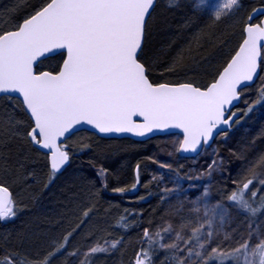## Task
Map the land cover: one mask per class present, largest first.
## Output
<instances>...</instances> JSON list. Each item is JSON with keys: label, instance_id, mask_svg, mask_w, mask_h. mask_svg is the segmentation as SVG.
<instances>
[{"label": "snow or ice", "instance_id": "6c2138e0", "mask_svg": "<svg viewBox=\"0 0 264 264\" xmlns=\"http://www.w3.org/2000/svg\"><path fill=\"white\" fill-rule=\"evenodd\" d=\"M155 3L156 0H40L22 22L11 29L0 28V98L15 101L13 109L19 107L27 117L15 121V131L31 146L44 150L53 178L70 161L69 146L64 141L84 125L99 134L128 133L136 137L157 132L174 135L170 130H179L182 139L176 142V151L198 154L200 147L209 145L217 135L226 136L231 125L238 121L233 108L247 84L264 71V0L243 18L238 46L212 81L203 86L192 80L156 83L150 78L142 54ZM242 6L241 0H221L215 6L214 19L230 18ZM55 56H61L62 63L41 70L40 65ZM262 101L264 87L260 99L254 103ZM245 103L244 115H247L254 104ZM152 162L160 168L172 167L156 160ZM222 164V158L212 160L208 173ZM257 166H264V157ZM136 172L131 189L118 187L113 192L134 191L139 184V165ZM106 175L103 167L97 172L101 186H105L102 178ZM255 180L253 171L252 178L246 179L228 197L252 215L259 209L251 206L245 193ZM258 183L264 187V179ZM257 195V191L251 192L253 198ZM216 207L221 209L219 216L223 224L230 213L222 205ZM16 215L13 192L0 182V221ZM88 215L85 211L84 217ZM215 215L213 210L212 218L191 227L187 238L182 230L189 225H181L180 231L171 224L162 231L145 228L143 239L149 247L136 252L133 264H153L157 249L181 253L171 258L174 264H264V237L253 245L250 238L254 234L249 232V239L235 241L237 246L231 247L225 245L229 238L226 233L225 241L216 242L219 229L213 228ZM116 226L126 229V217H121ZM206 226L208 231L203 232ZM79 227L64 235L63 242H54L55 250L42 264H49L50 257L65 250ZM173 232V242H162L164 234ZM119 243L113 240L107 246H91L81 264H88V258L95 254L110 252ZM181 243L184 248L180 247ZM0 264H14V259L10 256Z\"/></svg>", "mask_w": 264, "mask_h": 264}, {"label": "trees", "instance_id": "16d2710c", "mask_svg": "<svg viewBox=\"0 0 264 264\" xmlns=\"http://www.w3.org/2000/svg\"><path fill=\"white\" fill-rule=\"evenodd\" d=\"M260 2L243 0L237 14L216 21L185 5L164 7L157 0L142 54L150 78L156 83H210L238 46L243 18ZM39 3L40 0H0V28L11 29ZM61 62L62 57L55 56L40 68L50 70ZM13 103L0 98V182L13 192L17 211L13 219L0 221V262L11 256L14 264H42L55 250L54 242H63L64 235L81 225L66 249L50 257L49 264H81L71 262L72 257L65 252L86 248V242L93 238H112L120 243L113 254H95L88 258V264H133L136 252L149 247L143 230L151 231L163 214L162 192L148 175L155 137L136 141L76 132L72 135L76 144L71 142L72 136L65 142L70 162L53 178L47 156L16 133L15 121L27 117L19 107L14 110ZM240 107L241 101L237 110ZM263 133L264 129L257 136ZM262 140L260 144L264 145ZM255 154L250 152V158L259 160L261 148ZM137 165V188L123 194L113 192L118 187L131 189ZM101 167L107 170L102 178L105 186L97 181ZM85 211L88 217H84ZM121 217H126V229L116 226ZM173 256H177L173 250L157 249L153 264H174Z\"/></svg>", "mask_w": 264, "mask_h": 264}, {"label": "rangeland", "instance_id": "374dc122", "mask_svg": "<svg viewBox=\"0 0 264 264\" xmlns=\"http://www.w3.org/2000/svg\"><path fill=\"white\" fill-rule=\"evenodd\" d=\"M158 2L164 7L185 5L193 11L214 18L215 6L221 0H203L202 4L200 0H175V3H170V0H158ZM223 61L225 62V60ZM261 77H264V71L260 72L252 85L244 88L241 107L237 111L240 117L234 123L233 128L228 131L226 136L218 135L210 146L202 148L197 155L182 157L178 154L176 151L178 143L176 142L180 140V136L177 134L155 137L149 157L148 175L162 192L163 214L151 232L162 231L169 224L177 231L181 230V225H189L182 230V235L187 238L191 234V227L198 226L199 223L212 218L213 210H215L213 228L219 229L216 242L225 241L226 233L229 238L225 241V245L231 247L237 246L235 241L249 239V232L254 234L250 238L253 245L261 237H264V207H261L264 187L258 183L259 179H264V166H257L259 160H253L249 156L250 152L254 151L255 154V151L261 148L262 157H264V145L260 144L263 142L264 133L257 136V132L264 129V101L254 103L260 99V90L264 87V80ZM246 101L254 104V106L247 115H244L247 112ZM75 140L72 136L71 142L73 144H76ZM220 158L223 159L222 167L218 166L209 174L208 164L212 160H219ZM153 160L170 164L172 167L171 169L160 168L158 163L152 162ZM253 171L256 172V180L245 193V199L252 207L259 209L255 215L240 209L239 205L228 200L229 195L236 191L238 186L242 187V183L246 179L252 178ZM201 173L204 175L201 176ZM178 188L183 190L177 191ZM205 189H207V195H204ZM252 191L258 192L257 197L251 196ZM217 205H222L230 213L223 224L219 216L221 209L217 208ZM206 212L207 216L205 215ZM207 231L206 226L203 232ZM174 239L175 232L168 233L164 234V241L162 242L171 243ZM113 240L112 238H102L89 243L86 248L78 251L69 250L65 254L72 257L71 262H80L86 259L84 254L91 246L97 244L107 246ZM180 247L184 248L185 246L181 243ZM117 248L101 254H113ZM73 252L76 255H70ZM176 253L177 256L181 255L179 252ZM183 255L186 256V252ZM240 259L242 260V257Z\"/></svg>", "mask_w": 264, "mask_h": 264}, {"label": "water", "instance_id": "95a60500", "mask_svg": "<svg viewBox=\"0 0 264 264\" xmlns=\"http://www.w3.org/2000/svg\"><path fill=\"white\" fill-rule=\"evenodd\" d=\"M156 4V3H155ZM155 6V5H154ZM259 7V6H258ZM22 22V21H21ZM62 63V62H61ZM260 74V73H259ZM256 79H257V77L256 78H254V80L252 81V82H249L248 84H247V86L246 87H248V86H250V85H252L255 81H256ZM240 102V101H239ZM239 102H237L236 103V105H235V107L239 104ZM235 107L233 108V111H234V109H235ZM233 125V124H232ZM232 125H231V127H230V129L232 128ZM229 129V130H230ZM78 131H89V132H92V133H94L95 135H97L98 137H101V138H130V139H133V140H136V141H145V140H148V139H150V138H153V137H156V136H162V135H165V134H167V133H159V132H157V133H155V134H149L148 136H145V137H136V136H133V135H131V134H128V133H124V134H99V133H97L94 129H92L91 128V126H87V125H84V126H81V127H79V130ZM77 131V132H78ZM171 132H173V133H175V134H178V135H180V137H181V139H182V134L181 133H179V130H170ZM72 136V135H71ZM218 136V135H217ZM217 136H215V138L217 137ZM215 138L210 142V144L209 145H206V146H202V147H200V150L203 148V147H208V146H210L213 142H214V140H215ZM66 141V140H65ZM64 141V142H65ZM36 149H38V148H36ZM40 152H42V153H44V150H41V149H38ZM200 150H199V152H200ZM178 154L180 155V156H182V157H193V156H195L197 153H179L178 152ZM47 161H48V159H47ZM70 162V161H69ZM69 164V163H68ZM68 164L65 166V168L68 166ZM64 168V169H65ZM63 169V170H64ZM62 170V171H63ZM61 171V172H62ZM60 172V173H61Z\"/></svg>", "mask_w": 264, "mask_h": 264}, {"label": "bare ground", "instance_id": "6f19581e", "mask_svg": "<svg viewBox=\"0 0 264 264\" xmlns=\"http://www.w3.org/2000/svg\"><path fill=\"white\" fill-rule=\"evenodd\" d=\"M151 230H153V229H151ZM94 241H96V239H90V240H88L87 242H86V245H88L89 243H93ZM119 245V244H118Z\"/></svg>", "mask_w": 264, "mask_h": 264}, {"label": "flooded vegetation", "instance_id": "af4514ba", "mask_svg": "<svg viewBox=\"0 0 264 264\" xmlns=\"http://www.w3.org/2000/svg\"><path fill=\"white\" fill-rule=\"evenodd\" d=\"M261 3V2H260ZM260 3L257 5V6H255V7H258V6H260ZM252 10V9H251ZM251 10L249 11V12H251Z\"/></svg>", "mask_w": 264, "mask_h": 264}]
</instances>
